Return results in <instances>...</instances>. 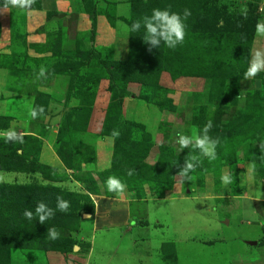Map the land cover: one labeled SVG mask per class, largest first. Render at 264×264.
Returning <instances> with one entry per match:
<instances>
[{
	"label": "rangeland",
	"instance_id": "obj_1",
	"mask_svg": "<svg viewBox=\"0 0 264 264\" xmlns=\"http://www.w3.org/2000/svg\"><path fill=\"white\" fill-rule=\"evenodd\" d=\"M154 1L35 0L0 10V264H210L228 254L231 264H264V197L228 200L256 184L264 191V71L244 78L253 53L264 51L256 32L264 0ZM154 8L182 18L190 10L183 44L149 52L143 26L128 30ZM209 120L212 138L237 133L218 138L214 160L201 157L189 178L178 177L199 150L180 151L176 134L191 136ZM68 155L72 169L60 158ZM143 164L162 166V180L139 172ZM224 174L231 182L219 192ZM110 176L123 192L107 190ZM217 192L225 198L169 199ZM58 196L67 212L56 208ZM96 196L121 202L123 221L103 223ZM41 201L55 215L26 219ZM252 207L256 230H239L235 221Z\"/></svg>",
	"mask_w": 264,
	"mask_h": 264
},
{
	"label": "clouds",
	"instance_id": "obj_2",
	"mask_svg": "<svg viewBox=\"0 0 264 264\" xmlns=\"http://www.w3.org/2000/svg\"><path fill=\"white\" fill-rule=\"evenodd\" d=\"M35 2V0H3V7L0 10H6L9 7H15L20 9H27ZM191 15L189 9H184L183 18L181 14L176 12H170L168 9L154 8L151 15H145L142 18V22L137 20L132 23L129 31L139 32L141 27L144 29L143 41L148 45V51L151 52L154 48H159L161 44L165 45L169 49H175L178 45L183 44L185 38V25L184 20ZM257 35L264 36V23H258L256 26ZM264 71V51L257 49L249 62V66L244 73L246 80L254 78L258 73ZM45 74L44 67L40 69V76ZM43 107L34 108L31 110L30 115L33 119L43 114ZM212 127V122L209 120L202 129L193 133V135H185L183 133L176 134V143L180 146L181 151L190 145L195 146L199 150V155H193L189 161H186L179 171L176 173L178 177L189 178L188 173L196 167L201 157H206L209 160L216 158V148L220 143L218 138H212L209 135V131ZM113 136H117L119 133L113 131ZM16 133H7V139H13ZM129 176L133 174L130 169L127 173ZM3 177L0 176V180ZM222 184H228L231 182V178L228 174L221 176ZM107 190L109 192L120 193L124 190V184L114 176H110L107 181ZM56 208L61 212H67L69 209V202L62 197H57ZM55 215L52 208L47 206L44 202H38L35 206V212L31 210H25L24 216L28 220L34 218L43 224L46 220ZM49 238L56 240L59 238V232L55 227L48 229Z\"/></svg>",
	"mask_w": 264,
	"mask_h": 264
},
{
	"label": "crops",
	"instance_id": "obj_3",
	"mask_svg": "<svg viewBox=\"0 0 264 264\" xmlns=\"http://www.w3.org/2000/svg\"><path fill=\"white\" fill-rule=\"evenodd\" d=\"M53 5L54 4H52V7H53ZM99 24L101 25L100 20L98 19L97 20V25H99ZM226 185L225 184H221V187H220L221 189L219 190V192H223V188ZM228 189L229 188H227V190ZM219 192H217L215 195H202L203 193L201 192L202 194L201 195L199 194L200 195L199 198L190 197V196H182V197H175V198L171 197L169 199L172 200L174 206H178V205H184L189 200L211 199V200L214 201V199H217V198H220V197L225 198V196L223 194H220ZM235 192H236V194L234 192L233 193H229L228 200L229 201H233V200L236 201L237 200V203H240V204H242L240 200L241 199L244 200V198L249 200V204L251 205L253 200H257L258 198L264 197V193H263L264 191L260 190V188L257 187V184L255 186L253 185L252 188L247 187V190L246 189L242 190V191L241 190H235ZM214 197H216V198H214ZM117 201H118L117 199L112 198V197H106V196H96L95 197V199H94L95 204L93 206V211L95 212V214H98V213L102 214V218L104 219L103 223L104 222L107 223L109 221L108 219L110 217L111 218H115L116 217L117 220L120 217L121 219H120L119 222H121V220L123 221V216L125 215L127 209L124 208V207L122 208L123 204L121 202H117ZM172 202H170V204ZM239 206H241V205H239ZM201 213L202 214L205 213V209L204 208L202 209ZM253 215H257V217L261 218L258 210L256 208H254V207H252L251 212H249L248 215L242 216L243 219H244L243 222H241V218L242 217L239 216V218L235 221V223L239 227V230L244 225L251 226L254 231L256 230L257 226H254V225L249 223V222H251L252 218L254 217ZM87 216H89V215H87ZM90 216H92V214ZM115 222L116 221H113V223H115ZM115 224H118V223H115ZM102 227H104V226H102ZM115 227H117V226L115 225ZM246 240H250V238H248ZM251 241H247V243L250 244ZM218 254L221 255V251L220 250L218 251ZM228 257H229V254H228V256L225 257V259L224 258H213V261H211V259H210L209 262H211L210 264H231L229 262V258Z\"/></svg>",
	"mask_w": 264,
	"mask_h": 264
},
{
	"label": "trees",
	"instance_id": "obj_4",
	"mask_svg": "<svg viewBox=\"0 0 264 264\" xmlns=\"http://www.w3.org/2000/svg\"><path fill=\"white\" fill-rule=\"evenodd\" d=\"M149 1H151L152 3H156V1H154V0H149ZM138 5H140V3H136V6H138ZM133 6H135V5H133ZM90 21H91V24L93 25V23H94V15L92 14L91 15V18H90ZM91 32H93L92 30H91ZM112 61H114L115 63H128V61L126 60V61H115V60H112ZM148 81V80H147ZM147 82H145V84H146ZM116 89V88H115ZM126 93V91L125 90H123V89H121L120 91H118V93H117V95H115V97H117V99L118 100H120V97L121 96H123L124 94ZM218 133H216L215 134V136L216 137H218V138H222V137H227V136H231V135H234V130H232L231 128H229V130H228V132H223V130H221V131H217ZM235 133H237V131L235 132ZM67 150H68V154L70 153L69 151H70V149H68V147H67ZM60 155V154H59ZM70 155V154H69ZM69 155L66 157V158H63L62 156L60 157L61 158V160H62V162L64 163V165L67 167V168H69V169H72L73 168V164L71 163V161H70V157H69ZM163 156H166V155H163L162 153H161V156H160V160H159V162L160 161H162V158H163ZM143 166L144 167H141L140 169H138L139 170V172H142V173H149V174H151L154 178H152V180H153V182L155 183V182H159L160 180H162V174H161V172H162V166H158V168L156 169V167H155V170H153L152 169V167H148V166H145L144 164H143ZM141 173V174H142ZM143 177H146L145 176V174H143ZM138 198V197H137ZM264 204V203H263ZM32 225L33 224H36V221H33L32 223H31ZM6 242H8V241H6ZM71 247V246H70ZM7 249V248H6Z\"/></svg>",
	"mask_w": 264,
	"mask_h": 264
}]
</instances>
